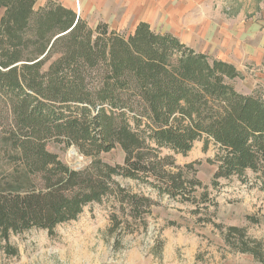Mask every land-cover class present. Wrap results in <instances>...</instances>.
Segmentation results:
<instances>
[{"label": "trees", "instance_id": "trees-1", "mask_svg": "<svg viewBox=\"0 0 264 264\" xmlns=\"http://www.w3.org/2000/svg\"><path fill=\"white\" fill-rule=\"evenodd\" d=\"M0 10L4 253L17 254L10 235L34 228L51 235L106 198L115 206L111 232L145 229L156 200L118 177L192 204L196 215L215 206L209 188L219 189L221 179L247 182L250 171L264 188V99L235 90L230 80L239 72L232 62L145 22L128 33L105 22L91 27L55 1L0 0ZM50 140L75 145L90 163L71 169L47 148ZM199 140L204 150L216 149L208 185L190 174L191 164L161 171L151 163L154 149L183 155ZM114 148L123 151L121 164L98 158ZM234 245L264 264L259 245L249 246L241 235Z\"/></svg>", "mask_w": 264, "mask_h": 264}, {"label": "rangeland", "instance_id": "rangeland-1", "mask_svg": "<svg viewBox=\"0 0 264 264\" xmlns=\"http://www.w3.org/2000/svg\"><path fill=\"white\" fill-rule=\"evenodd\" d=\"M198 14L203 22L196 30L184 28L173 18L158 28L171 30L210 57L232 62L239 72L230 80L235 90L264 99V0H202ZM86 19L91 27L99 21L95 15L86 14ZM46 145L71 169L90 163L75 145L55 140ZM203 145L199 140L183 155L170 148L154 149L151 163L161 171L173 168L172 163L181 168L191 164L190 174L208 185L216 169V149L210 145L204 150ZM98 158L121 164L123 151L114 148ZM254 177L248 171L247 182L236 176L221 179L219 189L209 188L215 206L198 215L192 213V204L160 196L134 180L118 177L119 183L156 200L145 216V229L121 235L111 232L110 216L115 206L112 198H106L87 205L75 220L61 223L51 235L46 229L35 228L10 235V244L17 247L14 256L4 253L0 241V264H261L234 245L241 235L249 246L257 244L264 253V188L254 184ZM199 217L210 218L216 225L199 222ZM232 225L240 228V234L227 232Z\"/></svg>", "mask_w": 264, "mask_h": 264}, {"label": "crops", "instance_id": "crops-1", "mask_svg": "<svg viewBox=\"0 0 264 264\" xmlns=\"http://www.w3.org/2000/svg\"><path fill=\"white\" fill-rule=\"evenodd\" d=\"M47 0H38L43 4ZM72 8L77 15L86 19V14L95 15L110 29L128 33L136 24L145 22L156 32H171L158 28L166 19H175L186 29H198L203 22L199 15L202 0H50ZM197 14V15H196ZM88 21V20H87ZM113 22V24H110ZM89 24V22H88ZM94 26V27H95ZM182 27V28H183ZM174 34V33H173ZM175 35V34H174ZM176 36V35H175ZM178 37V36H177ZM182 41V40H181ZM183 42V41H182ZM185 43V42H184ZM186 44V43H185ZM188 45V44H187ZM189 46V45H188Z\"/></svg>", "mask_w": 264, "mask_h": 264}, {"label": "bare ground", "instance_id": "bare-ground-1", "mask_svg": "<svg viewBox=\"0 0 264 264\" xmlns=\"http://www.w3.org/2000/svg\"><path fill=\"white\" fill-rule=\"evenodd\" d=\"M72 154H74V153H72Z\"/></svg>", "mask_w": 264, "mask_h": 264}]
</instances>
